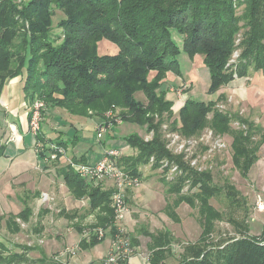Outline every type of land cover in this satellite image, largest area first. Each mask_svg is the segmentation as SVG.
I'll use <instances>...</instances> for the list:
<instances>
[{"label": "trees", "instance_id": "16d2710c", "mask_svg": "<svg viewBox=\"0 0 264 264\" xmlns=\"http://www.w3.org/2000/svg\"><path fill=\"white\" fill-rule=\"evenodd\" d=\"M19 5L15 0H0V98L7 82L20 77L29 119L39 100L44 103L42 117L47 107L57 106L80 118L99 117L103 122L119 117L122 122L141 125L152 137L147 140L136 132L125 136L137 152L121 155L120 165L142 178L141 167L153 157L152 168L163 173V212L174 221H180L177 208L181 203L198 212L200 237L183 247L178 264H264V233L261 237L250 233L251 208L246 196L229 178L219 184L210 168L199 170L185 154L170 150L164 133L166 125L187 138L198 137L206 129L217 137L229 135L233 166L248 177L264 145V127L240 112L220 109L224 96L209 102L189 96L173 119L174 101L167 97L165 81L169 72L181 76L177 59L181 48L174 33L192 59L203 57L210 74V94L249 77L251 70L264 75V0H29ZM56 10L64 14L57 25L63 35L61 42L54 43L51 32ZM103 39L116 44L118 53L101 54L99 42ZM236 51L239 55L231 63ZM139 92L146 101L137 98ZM109 113L113 115L109 117ZM36 139L46 142L42 124ZM57 143L68 147L64 140ZM163 161L169 166L163 167ZM172 164L181 172L169 178ZM61 169L71 193L89 200L87 212H98L90 236L81 239L80 248L90 249L103 240L94 232L97 228H110L114 236L113 189L94 185L69 163ZM172 195L176 196L173 201ZM221 195L226 211L211 202ZM46 212L47 208H41L40 219ZM31 215L28 205L8 215L9 230L20 232V222H29ZM77 215L71 214L72 219ZM222 221L231 224L237 236L217 237ZM140 236L149 239V264H169L174 257L172 246L179 241L171 230L152 231L140 224L129 235L131 248L139 245ZM35 248L28 245L21 252H10L0 241V264H67L40 247V256L30 258L27 251Z\"/></svg>", "mask_w": 264, "mask_h": 264}, {"label": "rangeland", "instance_id": "374dc122", "mask_svg": "<svg viewBox=\"0 0 264 264\" xmlns=\"http://www.w3.org/2000/svg\"><path fill=\"white\" fill-rule=\"evenodd\" d=\"M28 1L29 0H15L17 5L20 4V7L22 2L26 4ZM63 18V12L56 10L51 32V39L54 43L56 41L61 42L63 29L57 25ZM174 38L181 48V52L177 56L180 63L181 76L169 72L165 81V85L169 88L167 97L174 101L173 119L178 117V109H176L175 105L180 102L184 103L189 96L201 102L215 101L220 96H224L218 104L220 109L232 114L240 112L243 116L254 119L264 127V75L261 72L251 70L249 77L236 79L228 86L221 87L216 93L210 94L208 93L210 87V74L208 68L204 64L203 57L201 55H196L192 59L183 51L182 39L177 33H174ZM99 51L101 54H117L119 49L113 42L103 39L99 42ZM238 53L239 51H236L233 54L231 63L236 61ZM21 94L23 97V91ZM137 98L146 101L141 92L137 93ZM48 108V120L43 122L44 117H41V124L43 122L42 127L44 132L53 139H56L57 136L61 134L66 135L68 133H74L78 135L80 138L77 150L87 153L90 162L97 163L101 158L99 149V147H101L100 140L113 145L111 146L112 148L125 150L129 153L127 155H134L137 151L130 147L125 136L132 132H136L145 138L152 136V133L147 132L141 125L123 121L119 124V130L113 128L109 133H105L103 137L99 139L96 130L93 129V127H88L89 125H94L92 124L94 123L93 118H80L72 115L63 108L50 106L46 108L45 114ZM233 126H238V123L233 122ZM114 129L116 131H113ZM15 137L11 134L5 140L7 141L10 139L15 141ZM231 141L232 138L229 135L215 137L209 129H206L200 136L193 138L192 148L193 151L197 153V156H199L200 164L212 170L217 183L223 184L224 179L229 178L246 196L251 208L250 217L248 219L251 228L250 233L255 237H261L264 233V211L257 210L254 202L257 193L264 195V145L259 153V160L252 167L248 177L245 178L233 166L232 150L230 146ZM219 144H222V146H219ZM54 145L58 151L67 149L57 142H55ZM71 145H68L70 148L69 155L75 152ZM204 147H207V149H204ZM30 150L32 151L33 147ZM0 151L2 152L1 148ZM141 168L145 171L143 174H146L145 176L149 178H145L140 186L132 189V193H128L129 197L127 200L128 212L133 216V226L131 225L132 220L128 212L122 221L117 222L118 226L123 228L128 236L134 234V230L130 231L131 228L137 227L136 223L134 224V220L138 218L134 216L138 215L139 217V214H142L143 217L145 216L144 219H142L143 223L141 222L138 225L146 224L149 229L154 231L161 228L171 230L179 241L173 244L174 257L170 258L168 263L178 264L180 260L179 254L182 252L183 247L188 242L197 240L200 237L201 227L197 219V209H192L188 204L181 203L177 208L180 221H174L169 218L164 212H161L166 202L164 185L160 179L163 174L162 170H154L151 164L142 166ZM37 170L33 173L34 183H32L31 186L35 188L33 190L40 189V196L32 202L34 214L31 220L27 223L20 222L22 230L18 233H13L9 230L7 216L11 212H19L23 205L18 202L13 194L11 195L12 197L8 195L9 183L6 185L7 183H1L0 181V241L5 244L10 252H21L22 246H36L35 249L27 251L28 256L34 259L40 256V251L37 249L38 247L44 249L50 255L60 256L61 253L59 250L63 249V242L66 240L72 241L70 243L72 245L68 244L70 247H76V250L69 255H79L80 259L88 264H106L105 260L111 253L113 240L115 238L112 236L111 229L108 228L105 230L106 234L100 243L83 251L78 244L82 236L87 235H84L85 232L84 234L77 235V237L68 234L70 228L73 229L72 231H76V228L73 227L71 214H69L71 212L66 211L63 215L59 212L63 207V209H66L65 203L62 202L60 197V195H62V189H64L62 182L59 180L54 181V183L48 186L44 181H39L40 177L38 178ZM20 186L21 185H16V187L20 189L19 191H22L24 187L21 188ZM129 191L131 192V190ZM44 192L49 195L50 199L44 200ZM170 197L172 201L176 198L175 195ZM211 202L217 208L226 211V201L223 195L219 198L212 199ZM40 208H47L49 212H46L42 218L43 230L37 232L35 228L40 227L38 224V212ZM86 211L87 210L83 209V213H81L86 214ZM114 221L116 220L114 219ZM83 222L84 224L87 222L86 217ZM215 235L217 237L222 236L223 238L227 236H237L234 227L226 221L218 223V230ZM140 238L141 246L140 248H131L128 262L135 254H138L139 257L141 256V259H144V264H149V252L147 249L149 239L144 236Z\"/></svg>", "mask_w": 264, "mask_h": 264}, {"label": "crops", "instance_id": "0c3cea01", "mask_svg": "<svg viewBox=\"0 0 264 264\" xmlns=\"http://www.w3.org/2000/svg\"><path fill=\"white\" fill-rule=\"evenodd\" d=\"M20 91L22 92V79L20 77H16L7 82L3 90V93L1 95V98H0V131H1L0 147L3 148V151H2L3 155L0 157V181L1 183L3 182L7 183L6 185H8L9 183L10 186H8V191H9L8 195L11 196L13 194L14 197L18 200V202H20L23 205L22 209L27 205L32 208V215L30 217V220L34 214L32 202L38 199L40 196V189L33 190L35 188L31 186V184L34 183V176H33L34 171L38 169L37 174H38V178L40 177L39 181L40 182L44 181V183L45 184L47 183L48 186H50L51 183H54V181H58V180L61 181L64 189H62V195H60V197L62 199V202L65 203L66 209H63L64 207L60 209L59 210L60 214L63 215L64 213H66V211L71 212V214H73L74 212H78V215L75 218H73V227L76 228V231H72L73 229L70 228V231L68 234H71V236L73 237H77V235H81L82 233L84 234L85 232L84 235H87L90 232V226H92L96 222V213L95 212L88 213L86 211V214H82L83 209L87 210V208L89 207V200L86 198L78 199L71 193L70 189L65 183L64 175L62 173L61 168L67 165L68 163L67 158L69 159L75 158V157L77 159L82 158L87 163H90V164H94V162L89 161V156L87 153H83L81 150H77L79 146L80 137L74 133H68L66 135L61 134V135H58L56 139H53L44 132L43 127H42V133L45 137L46 142H42V143L37 142L36 135H34L29 130V114H28L29 111L26 109V102L24 98L22 97V94ZM182 106L183 104L181 102L175 105L176 109L178 110ZM48 110L49 108L47 109V113L45 114L43 122L48 120ZM89 118H93L94 123L92 124L94 125H89L88 127H93V129L96 130V127L101 123L100 118L99 117H89ZM113 128H117L116 130H119L120 125L114 126ZM116 130L114 129L113 131H116ZM110 131H108V133ZM11 134L14 137L16 136L15 141L10 140V139L6 141L5 139L8 138ZM58 139L65 140L68 143V145L72 144L71 146L73 147L75 152L72 155H69L70 148L66 147L67 149H65L66 150L65 152H66L67 158H65L63 155H59L57 158H52V155L55 153L54 152L55 150L53 148L55 146L54 143L57 142ZM100 143H101L100 144L101 147H99L100 157L102 158L105 150L108 148H112L111 146L113 145L107 144L105 141H101V140H100ZM38 145H40L39 151L37 150ZM32 147H33V150L31 151L30 149ZM42 152H44L45 154H41ZM120 152H121V155L129 154L125 150H120ZM141 170H142L141 180L143 181L145 178H149L145 176L146 174H143V172H145L143 168H141ZM16 185H21L20 187L21 188L24 187V188L22 189V191H19L20 189H18ZM106 186L108 188H112V182H108ZM128 193L129 194L132 193V190L131 192L128 191ZM128 197H127V200H128ZM165 201H166V198H165ZM79 203H82V204H79ZM165 205H166V202H165ZM163 209L161 212H163ZM40 210L38 212V217H39ZM11 213H9L8 215H10ZM17 213L18 212H16V214ZM128 213H129L128 215H130V218L132 220L131 225L133 226V218H132L133 216L130 214V212ZM85 217L87 218V222H85L84 224L83 221L85 220ZM134 217H137L138 219L134 220V224L136 223L137 227L130 229V231L134 230L133 233L136 232L139 226L138 224L142 222V219H144L145 216L143 217L142 214H139V217L138 215L137 216L135 215ZM39 220H40V217H39ZM40 221H41L40 228L41 227L42 228L39 231H42L43 230L42 218ZM38 224H39V221H38ZM83 237L89 238L88 235L82 236V238ZM66 241L63 242V249L59 250L60 253H62L63 250H65V248L70 247V245H72L70 244L72 241H67V242ZM140 246H141V238H140L139 245L135 246L134 248H140ZM84 250H88V249H83V251ZM140 257L138 254H135V256H133L132 259L127 264H131V263L132 264H144L145 263L144 259H141ZM61 261L67 264H88L87 262L81 260L79 255L75 256L74 254L68 255V256L67 255L62 256Z\"/></svg>", "mask_w": 264, "mask_h": 264}, {"label": "built area", "instance_id": "2783aa9c", "mask_svg": "<svg viewBox=\"0 0 264 264\" xmlns=\"http://www.w3.org/2000/svg\"><path fill=\"white\" fill-rule=\"evenodd\" d=\"M237 55H239V53ZM184 103L182 104L184 105ZM43 107L44 103L39 100L36 101L33 106L32 115L29 119V130L34 135H37V133L41 130V110ZM112 115V113L108 114L109 117H111ZM121 123L122 119L119 117H117L114 121L109 120L101 122L96 127L97 137L101 139L105 133H108V131H110L114 126H117ZM164 129L165 137L168 140L167 146L170 150H172L176 154H185V158L190 160L191 165L198 168L199 170L208 168L200 164L199 156H197V153L193 151V138L195 137L187 138L179 132H171L167 129L166 125L164 126ZM151 137L146 139L148 140ZM219 146H222V144H219ZM55 147L56 146L53 147L55 153L52 155V158H57L59 155H63L65 158H67L65 150L58 151ZM39 148L40 145L37 146L38 151ZM120 156V150L115 148H108L105 150L103 157L94 164L81 161L78 162L74 161L72 158H67L68 163L83 178L93 181L95 184L101 183L105 188H108L106 186L108 182H112V207L115 212L117 232L114 235L115 238L113 240L111 253L105 260L106 264H124L125 262L127 264L129 260V254L131 252V241L129 236L125 233V230L119 227L117 222L122 221L125 218L126 213L129 211L127 206L128 191L140 186L142 183V180L139 176L126 171L123 166L120 165ZM153 162L154 158L152 157L150 164L152 165ZM167 166H169V162L163 161V167ZM179 172H181V170L179 169L178 165L172 164L170 165V170L167 176L171 178ZM43 198L44 200L50 199L49 195L45 192L43 193ZM254 203L257 210L264 211L263 194L257 193ZM94 232L99 238H103L106 234L105 229L101 227L95 229ZM90 233L91 232L87 234L88 237L90 236ZM75 250L76 247H67L65 248V250H63L60 256H56V259L61 260L62 256L74 253Z\"/></svg>", "mask_w": 264, "mask_h": 264}]
</instances>
